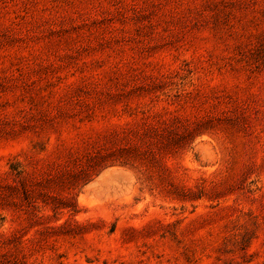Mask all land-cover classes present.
Returning a JSON list of instances; mask_svg holds the SVG:
<instances>
[{"label": "rangeland", "instance_id": "1", "mask_svg": "<svg viewBox=\"0 0 264 264\" xmlns=\"http://www.w3.org/2000/svg\"><path fill=\"white\" fill-rule=\"evenodd\" d=\"M0 264H264V0H0Z\"/></svg>", "mask_w": 264, "mask_h": 264}]
</instances>
